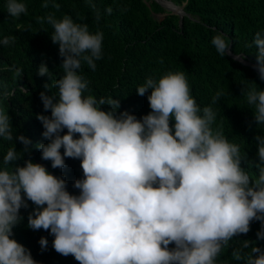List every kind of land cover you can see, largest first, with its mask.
Instances as JSON below:
<instances>
[{
    "label": "clouds",
    "instance_id": "clouds-1",
    "mask_svg": "<svg viewBox=\"0 0 264 264\" xmlns=\"http://www.w3.org/2000/svg\"><path fill=\"white\" fill-rule=\"evenodd\" d=\"M85 2L96 11L92 0ZM42 7L48 9L49 0ZM51 7L58 12L61 5L51 0ZM6 8L15 19L28 11L20 0H7ZM106 12L111 15L113 9ZM95 19L99 23L98 11ZM36 22L52 27L50 39L58 45L63 75L51 84L58 90L55 94L40 93L51 115L36 118L49 142L35 147L53 169H64L65 158L79 160L83 178L74 182L79 194L73 195L66 180L43 165L29 159L15 166L30 155L32 142L13 134L11 117L0 103V139L23 145L21 151L9 147L0 164V264H36L30 251L11 238L24 219L21 209L29 207L27 201L35 206L27 227L48 231L55 252L71 255L78 264H217L233 237L247 234L253 221L261 222L256 235L264 240V137H255L259 162H249L258 172L253 179L241 167L246 156L241 145L229 141L222 125L212 127L217 117L212 105L223 90L201 108L185 73L169 71L148 77L136 89L139 96L150 91L149 114L141 119L127 111L118 114V100L84 95L91 81L79 74L82 64L96 70V61L103 58L104 33L90 32L87 23L68 14L57 18L49 12ZM15 42L12 35L0 40L6 47ZM253 43L259 79L264 81L260 32ZM211 44L221 57L229 54V39L221 33ZM7 70L14 79L23 74L15 65ZM38 74H49L46 65L39 66ZM250 84L242 95L254 109L256 124L264 125V90ZM44 87L48 92L49 85ZM13 94L0 85V101ZM104 105L110 110H101ZM39 245L45 250L48 240L42 237ZM251 245L242 241L232 250L233 258L264 264V249Z\"/></svg>",
    "mask_w": 264,
    "mask_h": 264
},
{
    "label": "trees",
    "instance_id": "trees-1",
    "mask_svg": "<svg viewBox=\"0 0 264 264\" xmlns=\"http://www.w3.org/2000/svg\"><path fill=\"white\" fill-rule=\"evenodd\" d=\"M167 1L185 11L182 26L181 17L166 10L156 0H92L100 14L99 23L95 19L96 11L85 0H55L61 5L58 12L51 7V0L48 9L42 7L44 0H20L28 11L19 19L9 16L7 0H0V40L9 35L16 37L14 45L0 44V85H7L14 93L0 103L11 117L13 134L24 135L32 142L30 155L25 154L15 166H24L25 160L30 159L46 167L50 174L63 177L71 194H79L73 184L83 178L80 161L65 158L64 169H53L50 161L41 159V152L35 147L49 142L42 136L44 129L36 118L37 115H51L50 111L44 110L40 93L55 94L58 90L51 84L63 75L58 45L50 39L52 27L36 22L37 17L54 12L57 18L68 14L78 23H87L90 32L100 30L104 33L103 58L96 61V70L93 72L87 64H82L79 74L91 81L90 92L84 95H93L98 100L109 97L118 100V114L127 111L137 119L149 114L147 96L150 91L139 96L136 89L148 77L159 78L169 71L185 73L192 96L201 108L211 105L215 93L223 90L224 95L212 105L217 113L212 127L222 125L229 141L241 145L242 156L246 154L241 167L255 179L258 172L249 162H259L255 137H264V125L256 124L254 109L247 104L242 89L255 83L264 90V81L259 79L255 69L230 54L221 57L211 40L221 33L229 39V50L234 56H242L248 63L256 64L253 41L257 32L264 38V0ZM108 7L113 9L111 15L106 12ZM158 15L164 17L160 19ZM41 64L46 65L49 74H38ZM13 65L23 70L20 80L14 79V73L7 70ZM45 84L49 85L48 92ZM101 110L109 111L110 106L104 105ZM172 124L174 121L170 126ZM14 146L17 151L23 149L16 140L0 139V164L7 149ZM27 203L29 207L21 209L24 219L13 228L11 238L30 251L36 264H78L71 255L64 257L55 252L52 247L54 237L48 231L27 227V217L35 207L30 201ZM261 226L260 221H253L247 234L233 237L229 247L217 258V264H246L244 260H235L231 254L234 248L242 246L244 240L250 241L251 246L264 249V240L256 235ZM42 237L48 240L45 250L39 245ZM251 246L244 251L250 252ZM173 247L169 245V248Z\"/></svg>",
    "mask_w": 264,
    "mask_h": 264
},
{
    "label": "water",
    "instance_id": "water-1",
    "mask_svg": "<svg viewBox=\"0 0 264 264\" xmlns=\"http://www.w3.org/2000/svg\"><path fill=\"white\" fill-rule=\"evenodd\" d=\"M159 4H161L164 8L169 9L170 12L177 14L181 17V26H182V19L183 17L186 15L185 11L183 10V8L177 7L176 5H174L172 2L167 1V0H156ZM166 3H169L171 6H167ZM229 54L234 57L236 60L242 62L245 65H249L251 66L253 69H255L257 72V68H256V64L254 63H248L242 56H234L231 51L229 50Z\"/></svg>",
    "mask_w": 264,
    "mask_h": 264
},
{
    "label": "rangeland",
    "instance_id": "rangeland-1",
    "mask_svg": "<svg viewBox=\"0 0 264 264\" xmlns=\"http://www.w3.org/2000/svg\"><path fill=\"white\" fill-rule=\"evenodd\" d=\"M165 9H166V8H165ZM166 10L169 11V9H166ZM157 17L160 18V19H162V18L164 17V15H158Z\"/></svg>",
    "mask_w": 264,
    "mask_h": 264
},
{
    "label": "bare ground",
    "instance_id": "bare-ground-1",
    "mask_svg": "<svg viewBox=\"0 0 264 264\" xmlns=\"http://www.w3.org/2000/svg\"><path fill=\"white\" fill-rule=\"evenodd\" d=\"M167 4V6H171L169 3H166ZM171 7H173V6H171Z\"/></svg>",
    "mask_w": 264,
    "mask_h": 264
}]
</instances>
